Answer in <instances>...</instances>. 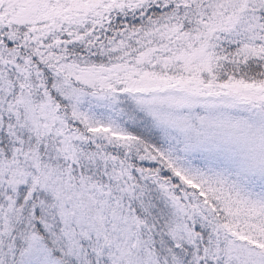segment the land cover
Here are the masks:
<instances>
[{"label":"rangeland","instance_id":"rangeland-1","mask_svg":"<svg viewBox=\"0 0 264 264\" xmlns=\"http://www.w3.org/2000/svg\"><path fill=\"white\" fill-rule=\"evenodd\" d=\"M133 1L142 0H0V23L46 31ZM197 9L149 21L110 43L99 64H59L52 90L64 111L46 104L38 76L0 71V264H200L164 189L124 197L107 162L67 127L66 109L90 140L164 166L231 234L261 249L228 234L218 253L230 264H264V79L241 73L249 59L264 64V0ZM144 124L158 146L126 130ZM213 236L206 251L216 260Z\"/></svg>","mask_w":264,"mask_h":264},{"label":"trees","instance_id":"trees-1","mask_svg":"<svg viewBox=\"0 0 264 264\" xmlns=\"http://www.w3.org/2000/svg\"><path fill=\"white\" fill-rule=\"evenodd\" d=\"M194 1L195 3L193 0L127 2L108 13L87 17L83 22L71 20L68 24L60 23L56 28L46 31L40 30L39 27L30 30L29 27H7L0 23V43L2 41L0 71L6 72L13 80L17 74L16 69L22 72L27 71L33 81L38 76L45 81V84L42 82L38 84V91L46 104H51L55 112L59 109L63 110L61 100L52 90L54 71H58L59 64L74 59L99 64L103 60V52L110 43L142 30L149 21L159 17H165L171 13L197 11V8L207 0ZM260 16L264 20V11L260 13ZM239 64L240 67L243 66ZM244 65V71L241 73L244 72V77L248 80L264 79L262 61L249 59ZM65 114L67 127L79 128L87 149L95 151L100 162L106 161L116 174V181H120L117 187L124 189V197L128 196L125 195L126 193L132 194L137 187L148 192H160L164 189V196L174 205L176 204L183 213L190 240L197 241L196 247L199 252L197 258L200 264H230L224 254L218 253L228 243V234L232 237L229 243L243 247L249 245L250 249L252 247V249L261 250L256 245L231 234L220 223L210 203L193 187L180 184L164 166L139 161L130 147H123L115 142H103L95 137L90 140L92 133H81L83 128L73 122L67 109ZM126 130L143 144L159 145L157 136L147 124L134 128L126 126ZM132 200L131 198L129 201L133 202ZM138 207L133 203L130 209L137 212ZM213 234H217L219 240L215 246L216 260L207 255V251L212 250V241L215 239Z\"/></svg>","mask_w":264,"mask_h":264}]
</instances>
